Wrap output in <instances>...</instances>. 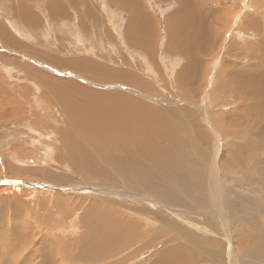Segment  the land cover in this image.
Instances as JSON below:
<instances>
[{"label": "rangeland", "instance_id": "obj_1", "mask_svg": "<svg viewBox=\"0 0 264 264\" xmlns=\"http://www.w3.org/2000/svg\"><path fill=\"white\" fill-rule=\"evenodd\" d=\"M178 1L0 0V264H264V0Z\"/></svg>", "mask_w": 264, "mask_h": 264}, {"label": "bare ground", "instance_id": "obj_2", "mask_svg": "<svg viewBox=\"0 0 264 264\" xmlns=\"http://www.w3.org/2000/svg\"><path fill=\"white\" fill-rule=\"evenodd\" d=\"M194 14V13H193ZM193 20V19H192ZM151 42V41H150ZM264 80V79H263ZM256 84H258L259 85V81H258V83H256ZM261 84H263L262 83V81H261ZM249 85V84H248ZM255 85V84H254ZM253 87H251V89H252ZM247 89V88H246ZM250 90V89H249ZM251 91V90H250ZM253 92V91H252ZM257 92H258V90H257ZM257 94V93H256ZM93 97V96H92ZM252 98V97H251ZM96 100V99H95ZM256 100V99H255ZM258 100V99H257ZM244 101V100H243ZM250 101V100H249ZM254 102V101H253ZM92 108V107H91ZM261 108H263V107H261ZM126 109V108H125ZM131 109V108H130ZM100 110V109H99ZM103 109H101L100 111H102ZM133 111V110H132ZM98 112V111H97ZM124 112V111H123ZM134 112V111H133ZM133 112H132V114H133ZM108 113H111V112H106V115L108 114ZM129 113H131V112H129ZM128 113V114H129ZM87 114V113H86ZM97 114V113H96ZM99 114V113H98ZM127 114V113H126ZM121 115L123 118H126V119H128V120H131V119H135V120H133L131 123L132 124H136V122H138L139 120H138V118L135 116V115ZM136 114V113H135ZM145 114V113H144ZM136 115H138V114H136ZM145 115H147V114H145ZM88 115H86V117H87ZM129 116V117H128ZM139 116V115H138ZM85 117V118H86ZM91 117V116H90ZM88 118V117H87ZM97 119L98 120H94L95 121V126H94V130H93V126L91 125V126H89V130H88V133H90L92 130L93 131H95L96 129H98L99 128V125H100V123L102 122V119L100 118V117H98L97 116ZM107 120H108V122H110V124H118L117 126H110V124H105V126H110V128H112V129H114V131H116L117 133H118V136H117V138L118 137H123L122 136V134H121V132H124V133H126V132H128V130H129V128H130V122H128V124H127V126L126 125H124V123H126V122H124V120H120L119 119V114L117 115L116 113L114 114H112L111 116H109L108 118H107ZM79 121V120H78ZM86 122V121H85ZM103 123V122H102ZM84 124V123H83ZM152 125V124H151ZM87 126V125H86ZM85 126V127H86ZM85 129V128H84ZM106 130H104V132H105ZM86 132H87V130H86ZM85 132V133H86ZM112 130L109 132V134H108V137H112L113 138V136H115L114 134H112ZM91 134V133H90ZM93 134V133H92ZM142 134V133H141ZM88 135V134H87ZM90 136H92V135H89V137ZM130 136V135H129ZM141 136V135H140ZM79 137V136H78ZM102 137V136H101ZM92 138H94V140L95 139H98V138H96V137H91V139ZM86 139H88V138H86ZM103 139H105V137L103 138ZM137 139V138H136ZM135 139V140H136ZM115 140V139H114ZM126 140V139H125ZM84 141V140H83ZM104 141V140H103ZM95 142H96V140H95ZM96 143H98V142H96ZM95 143V144H96ZM126 143V142H125ZM98 146L99 147H101V145H99L98 144ZM109 146V145H108ZM107 147V146H106ZM112 147V146H111ZM80 149V148H79ZM90 155V154H89ZM90 158V157H89ZM91 159V158H90ZM142 169V168H141ZM134 179V178H133ZM4 181V180H3ZM17 182H19V181H17ZM15 183V181L14 182H10V189H12V186H13V188L14 187H16L17 185H15L14 184ZM22 183H24V182H19V184L20 185H23ZM27 184V183H26ZM26 184H24V185H26ZM6 185H9L8 183L6 184ZM27 185H33L32 183H28ZM35 185V184H34ZM42 187L43 185H38V184H36V187ZM46 186V185H45ZM45 186H43L44 188H49V185H48V187H45ZM17 188V187H16ZM32 188V187H31ZM18 190L19 189H21L20 187H18L17 188ZM35 189H37V188H35ZM49 189H51V188H49ZM73 189L71 188V189H69V191H72ZM77 190V189H76ZM80 190H82V189H80ZM52 191H53V189H52ZM74 191V190H73ZM98 191V190H97ZM100 191V190H99ZM107 191V190H106ZM117 191V190H116ZM107 192H109V191H107ZM119 192H122V191H120L119 190ZM124 192V191H123ZM132 192V191H131ZM160 192V191H159ZM118 192H116V193H114V195L116 196V197H118V195L120 196L122 193H119V194H117ZM112 194H113V192H112ZM127 194V193H126ZM129 194V193H128ZM132 194V196H133V198H136L137 196H139V195H137V194H135V193H131ZM130 194V195H131ZM124 196V195H123ZM141 198H143L144 199V197H141ZM139 199V198H138ZM221 199V198H220ZM142 199H140V201H141ZM139 201V200H138ZM143 201V200H142ZM149 201V200H148ZM147 201V202H148ZM152 201V200H151ZM145 202V201H144ZM165 203V202H164ZM149 204V203H148ZM147 205V204H146ZM159 205H160V207H161V209L163 208V210L165 211V212H167V213H169V214H171V215H173V216H175V218H178V220H182L183 221V218H184V221H191V220H186V217H192V218H195V216L196 217H198V216H200V217H202L203 215H205V214H199L198 212H189V211H180V209L178 210V209H173V208H169V207H166V206H164V205H162V204H160L159 203ZM124 212V211H123ZM214 212V213H213ZM213 212H211V213H213V215L214 214H216V215H218L219 213L218 212H216L215 210L213 211ZM129 213H131V212H129ZM74 216V215H73ZM49 217V216H48ZM216 217H218V218H220L221 219V216H220V214H219V216H216ZM75 218V217H74ZM114 218V217H113ZM199 218V217H198ZM218 218H216V219H218ZM126 219V218H125ZM125 219H123V220H125ZM199 219H201V218H199ZM215 219V218H214ZM128 221V220H127ZM137 224V223H136ZM248 224V223H247ZM129 225V224H128ZM192 226H195L197 229H199L200 228V226L198 225V224H191ZM197 225V226H196ZM82 226V225H81ZM94 226V225H93ZM131 226V225H130ZM70 227V226H69ZM73 227V226H72ZM79 227V226H78ZM57 228V227H56ZM82 228H84V227H82ZM71 229V228H70ZM136 229V228H135ZM138 229V228H137ZM65 230V229H64ZM86 232H87V230H86ZM86 232H84L85 234L84 235H86ZM88 233V232H87ZM227 233V232H226ZM225 233V234H226ZM224 234V235H225ZM233 234V233H232ZM71 235V234H70ZM84 235H83V237H84ZM223 235V238L225 237ZM87 236V235H86ZM146 236V235H145ZM227 236V235H226ZM82 237V236H81ZM60 238V237H59ZM98 238V237H97ZM227 237H225V239H226ZM227 239H229L227 242H226V249H225V254L227 253V257H228V264H238L237 263V258H236V252H235V244H234V238L233 239H230V237L229 238H227ZM79 240V239H78ZM82 240H85V239H82ZM144 241V240H143ZM80 242H81V240H80ZM85 242L87 243V241L85 240ZM130 242V241H129ZM253 242V241H252ZM76 243H78V242H76ZM68 244V243H67ZM81 244V243H80ZM83 244V243H82ZM143 244V243H142ZM66 245V244H65ZM70 245H72V244H70ZM70 245H69V247H70ZM79 245V244H78ZM87 245H89V244H87ZM251 245H252V243H251ZM60 246H61V244H60ZM62 247V246H61ZM64 247V246H63ZM138 247V246H137ZM162 247V246H161ZM66 248H67V246H66ZM246 248V247H245ZM137 249V248H136ZM176 249H178V248H175V249H173V248H167V249H165L164 251H163V253H162V255H161V257H157V259H158V261L159 262H162V264H165L166 262H169V259H174L173 258V255L174 254H179V251H175ZM86 250H87V248H86ZM128 250V249H127ZM152 250V249H151ZM95 251V250H94ZM237 251H238V253L242 256V258L243 259H245V258H248V259H250L249 258V256H250V253L249 254H245L246 253V250L244 249V248H242V251L243 252H245V253H242V252H239V248H237ZM68 252V251H67ZM113 252H115V251H113ZM112 252V253H113ZM129 252V251H128ZM134 252V251H133ZM144 252V251H143ZM141 253V252H140ZM139 253V254H140ZM110 254V253H109ZM133 254V253H132ZM137 254H138V252H137ZM224 254V255H225ZM114 255V254H113ZM117 255V254H116ZM130 255V258H132V256H131V254H129ZM160 255V254H159ZM110 256V255H109ZM87 257V256H86ZM111 257V256H110ZM116 258V257H115ZM224 258H226V257H224ZM47 260V259H46ZM51 260V259H50ZM175 260V259H174ZM219 260H221V259H219ZM86 261V260H85ZM84 261V262H85ZM170 261H172V260H170ZM250 261V260H249ZM255 261H256V259H255ZM258 261V260H257ZM263 261V260H262ZM90 262V261H89ZM100 263L101 262H104V260H101V261H99ZM174 262V261H173ZM205 261H204V259L202 260V261H200L198 264H203ZM254 262V261H253ZM253 262L252 261H250V263L251 264H253ZM85 263H87V261L85 262ZM256 263V262H255ZM258 263V262H257ZM50 264V263H49ZM70 264V263H69ZM121 264V263H120ZM156 264V263H155Z\"/></svg>", "mask_w": 264, "mask_h": 264}, {"label": "crops", "instance_id": "obj_3", "mask_svg": "<svg viewBox=\"0 0 264 264\" xmlns=\"http://www.w3.org/2000/svg\"><path fill=\"white\" fill-rule=\"evenodd\" d=\"M170 1L172 0H159V2H161L160 4L161 5H167ZM175 2H177L179 5L178 7L181 8V10H171L167 16H166V19H165V26H166V33H167V37H171V36H174V30H175V26H174V21L178 18L177 16H179L181 13H182V10H183V6L181 5L182 2L178 1V0H175ZM139 5V13H134L137 17H141L142 20L144 21L145 18H146V13L143 11V5H141L140 7V3L138 4ZM134 14H132L131 16H129L128 14V11H127V16L129 17L130 21L134 19ZM149 16L151 18H153V16L149 13ZM184 19V17H181ZM147 19V18H146ZM185 20V19H184ZM146 22V20H145ZM144 22V23H145ZM152 24H153V28H152V31L153 33H155L156 31H158L157 29V25H156V22L153 20L152 21ZM182 24V23H181ZM181 31L183 32L184 31V28L181 29ZM157 35H160V30L158 32ZM180 35V34H179Z\"/></svg>", "mask_w": 264, "mask_h": 264}]
</instances>
